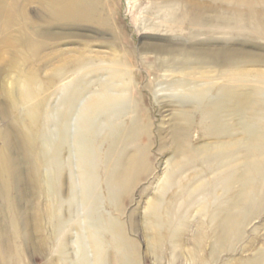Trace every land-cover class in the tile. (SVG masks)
<instances>
[{
	"label": "rangeland",
	"instance_id": "rangeland-1",
	"mask_svg": "<svg viewBox=\"0 0 264 264\" xmlns=\"http://www.w3.org/2000/svg\"><path fill=\"white\" fill-rule=\"evenodd\" d=\"M27 1L0 0L4 264H264V0ZM222 94L253 109L217 136ZM222 204L242 224L215 251Z\"/></svg>",
	"mask_w": 264,
	"mask_h": 264
},
{
	"label": "bare ground",
	"instance_id": "bare-ground-1",
	"mask_svg": "<svg viewBox=\"0 0 264 264\" xmlns=\"http://www.w3.org/2000/svg\"><path fill=\"white\" fill-rule=\"evenodd\" d=\"M30 1V0H28ZM27 1V2H28ZM48 1V0H47ZM52 1V0H51ZM58 2V10H60L62 12V15H73L71 18H74V16L76 15H79L81 14L82 16H86V13L87 11H85L87 9L84 10V7L86 6L85 4L87 3L86 1L87 0H55ZM85 3V4H84ZM9 4V3H8ZM47 6L49 7V2L46 3ZM10 5V4H9ZM92 5V4H91ZM81 6H84V7H81ZM89 7V6H88ZM90 8V7H89ZM3 10V14H4V22L8 25L10 24H14L15 21H14V10H13V6H9V7H4L2 8ZM52 9V8H51ZM91 9V8H90ZM92 9H95L92 8ZM91 9V10H92ZM89 10V9H88ZM50 11V10H49ZM54 12V11H53ZM64 13V14H63ZM92 12H90L89 10V13H88V16L89 14H91ZM25 15V13H23ZM54 15V14H53ZM80 16V15H79ZM78 17V16H77ZM76 17V18H77ZM66 18V17H64ZM63 18V19H64ZM90 18V17H89ZM54 19V18H53ZM67 19V18H66ZM203 23H204V19H202ZM220 24H223L222 22H219ZM201 24V23H200ZM21 25V24H19ZM24 26V25H23ZM27 40V38H26ZM217 86V85H216ZM111 87V86H110ZM105 89V88H104ZM107 89V88H106ZM108 92V90H107ZM224 93V92H223ZM223 96H221V100L218 102V104L216 106H214L213 108H209V106H207L206 110L207 112L206 113H203L200 118H199V122H210V127L213 131V133L217 136H225V135H228L229 134V125H228V121H227V114L230 113L231 111V103L230 102H234L235 100L238 101L237 103H234V106H233V110L235 111L236 114H238L240 117H244L245 116V112H248L250 111V109H253V102L252 100H250L249 97L247 98H237L235 96H231V98H229V96L227 97L225 94H222ZM217 101V100H216ZM113 105V104H112ZM211 105V104H210ZM255 106V105H254ZM241 113H243L241 115ZM257 135V134H256ZM259 135V134H258ZM253 137V136H252ZM256 140H254L253 138L249 141L248 143L250 142H254ZM225 146L224 145H221V147H219L218 151L216 152V154L214 155H218V157L220 159H223L225 156V153L226 152H222L221 149H223ZM188 149L186 147H181V146H178L177 147V151L178 153L181 152V153H186ZM182 155V154H181ZM196 157H202L204 160H210V158L212 157L209 153H195ZM42 158L45 157V153H42ZM218 158V159H219ZM226 158V157H225ZM44 159V162L43 163H40L39 166L36 165V171H35V176L37 177V179H41V174H42V171L43 169L46 167H49V164L51 166H53L52 164L55 162H53L52 159H49L47 158V155ZM217 161V160H216ZM221 161V160H220ZM51 162V163H50ZM56 163H58L56 161ZM7 164V161L5 160V158H3L1 155H0V185L2 186L3 185V189L4 187L6 189H10L9 187V184H10V180L8 178L9 174H7L5 171V168L7 167L6 166ZM61 164L62 163H59L60 167H61ZM224 165V164H223ZM50 166V169L52 168ZM56 167V166H55ZM54 169V168H53ZM57 169V168H56ZM225 169L222 168V170ZM50 171V170H49ZM44 172V171H43ZM124 173L121 174V176H124V177H120V179L123 180V178L125 179V175H123ZM131 174V173H130ZM45 175V174H44ZM117 175V174H116ZM129 175V174H127ZM117 178V177H116ZM119 179V176L117 178V181ZM119 179V180H120ZM129 181H131L130 179H127ZM115 181V180H114ZM117 183V182H115ZM122 183H124L122 181ZM126 183H128V181H126ZM57 184V183H56ZM122 185V184H121ZM50 186V185H49ZM51 187H52V184H51ZM56 188V187H55ZM0 190V193L3 194V197H6L5 196V192L4 190ZM47 190V189H46ZM49 190V189H48ZM54 190V189H53ZM56 190V189H55ZM59 193V192H57ZM62 193V192H61ZM9 196V195H8ZM48 199V198H47ZM11 200V199H10ZM7 201V200H6ZM62 202V201H61ZM58 204V203H57ZM62 204V203H60ZM10 205V204H9ZM49 205V204H48ZM47 205V206H48ZM8 207V206H7ZM14 207V206H13ZM45 207V206H44ZM222 207H223V204H222ZM47 208V207H46ZM48 210V209H47ZM46 211V210H45ZM49 211V210H48ZM50 212V211H49ZM51 214L48 215V212H47V216L46 218H50ZM217 217H215L214 219L212 218L211 219V223L214 224V226H212V229H213V235H215V238L217 240L216 242V248H215V251H217L216 249L217 248H224V246L227 244V242H229L230 240H235L239 237V232L241 230V224H242V220H240V215L238 214H234L232 211H228L227 208H221L219 211H217L216 213ZM213 216V215H212ZM55 217V216H54ZM214 217V216H213ZM16 221H13V223H15ZM37 225V224H36ZM8 227V226H7ZM209 228V227H208ZM14 230V233H16V230ZM177 231V230H175ZM173 232V231H172ZM39 234V233H38ZM174 234V233H173ZM176 234V232H175ZM182 234V233H181ZM202 233H200L199 235V240H201V242L203 241L204 238H207V236L205 235L204 237L201 235ZM179 235V233H178ZM184 236V235H182ZM181 236V237H182ZM172 237V235H171ZM176 237V236H175ZM184 239V238H182ZM167 240V238H166ZM175 240V244L178 243L176 242V239ZM178 241V240H177ZM186 241V240H185ZM159 242V241H158ZM181 243H182V240H181ZM180 243V244H181ZM178 246V244H176ZM17 250V249H16ZM214 251V252H215ZM4 258H5V253L3 251V248H2V240L0 238V264H4ZM258 264V262H257Z\"/></svg>",
	"mask_w": 264,
	"mask_h": 264
}]
</instances>
